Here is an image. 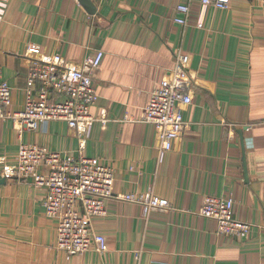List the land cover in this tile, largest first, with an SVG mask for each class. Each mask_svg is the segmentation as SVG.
<instances>
[{"label": "crops", "instance_id": "crops-1", "mask_svg": "<svg viewBox=\"0 0 264 264\" xmlns=\"http://www.w3.org/2000/svg\"><path fill=\"white\" fill-rule=\"evenodd\" d=\"M90 1L95 14L79 0H3L10 109L25 107L30 45L75 67L103 51L91 113L108 121L83 139L65 121L20 136L0 120V264H264V0H231L227 10L200 0ZM180 4L191 7L187 26L174 20ZM180 51L189 55V127L160 163L157 130L139 120ZM21 144L97 158L115 170V195L154 193L173 210L146 217L138 204L109 199L106 215L92 219L108 250L68 259L56 250L46 189L2 176ZM230 195L234 218L252 225L247 239L218 236L216 221L199 215L206 196Z\"/></svg>", "mask_w": 264, "mask_h": 264}, {"label": "built area", "instance_id": "built-area-1", "mask_svg": "<svg viewBox=\"0 0 264 264\" xmlns=\"http://www.w3.org/2000/svg\"><path fill=\"white\" fill-rule=\"evenodd\" d=\"M203 8L227 10L231 0H200ZM0 0V19L3 13ZM191 7L180 4L176 23L187 26ZM30 58L28 91L25 107L12 111V89L2 80L0 67V120H11L20 134L46 128L53 121H65L84 139L97 121L105 124V112L100 118L91 113L99 95L94 75L104 58L103 51L85 58L81 66H70L58 55H44L36 46L27 50ZM189 55L177 54L171 73L152 91L150 101L139 122L152 124L159 137V161L173 149L174 142L188 129L184 121L183 105L193 101L191 77L188 72ZM84 143H82V148ZM2 176L7 180L31 181L36 188H44L46 214L57 221L56 250L66 258L95 250H108L107 240L93 230L92 219L107 213L106 202L120 199L142 207L148 217L152 212H169L173 206L168 199L154 193L115 195V170L97 158L75 157L38 145L21 144L17 163L5 166ZM234 197L206 196L199 215L215 220L218 236L247 239L252 225L234 218Z\"/></svg>", "mask_w": 264, "mask_h": 264}, {"label": "water", "instance_id": "water-1", "mask_svg": "<svg viewBox=\"0 0 264 264\" xmlns=\"http://www.w3.org/2000/svg\"><path fill=\"white\" fill-rule=\"evenodd\" d=\"M82 5L91 13L95 14L96 13V7L93 5V3L90 0H79Z\"/></svg>", "mask_w": 264, "mask_h": 264}]
</instances>
